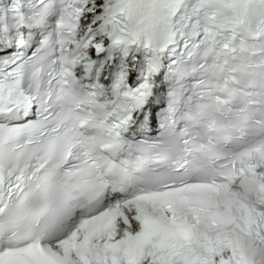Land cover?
I'll list each match as a JSON object with an SVG mask.
<instances>
[{"label": "snow or ice", "instance_id": "snow-or-ice-1", "mask_svg": "<svg viewBox=\"0 0 264 264\" xmlns=\"http://www.w3.org/2000/svg\"><path fill=\"white\" fill-rule=\"evenodd\" d=\"M0 264H264V0H0Z\"/></svg>", "mask_w": 264, "mask_h": 264}]
</instances>
